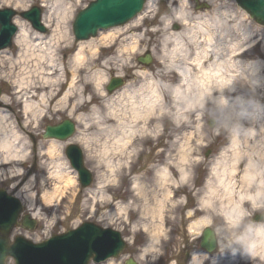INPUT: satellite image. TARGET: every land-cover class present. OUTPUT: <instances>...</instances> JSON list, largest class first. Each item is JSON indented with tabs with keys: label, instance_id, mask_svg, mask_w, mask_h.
Wrapping results in <instances>:
<instances>
[{
	"label": "rangeland",
	"instance_id": "obj_1",
	"mask_svg": "<svg viewBox=\"0 0 264 264\" xmlns=\"http://www.w3.org/2000/svg\"><path fill=\"white\" fill-rule=\"evenodd\" d=\"M89 1L91 0H72V15L61 24L62 29L66 28L68 32L56 46V61L62 65L58 77L61 85H54V95L49 97L42 115H23L22 104L15 100L11 83L19 76L20 65L17 69H10L18 45L13 42L11 47L2 49L6 50V55L0 58V99L6 100L7 110L10 112V118L4 124L8 129L18 131L17 142L23 145L26 151L22 157L6 167V170L0 171V188L17 196L23 204V214L29 213L37 222L31 231L12 228L9 237L12 239L21 233L20 235L31 241L39 242L84 221L118 230L127 243L126 248L117 258L99 264H124L130 257L138 264H188L194 254L199 256L202 253L199 237L204 228L212 229L217 240L216 248L208 257L228 256L233 251H239L238 239L241 235L248 234L253 225H257L253 224L254 222L264 224V221H251L254 214L264 213V188L257 194V181L250 189L249 193L255 196L257 204L245 205L243 218L238 225L225 222L221 213L224 206H221L219 199H212L213 204L209 205L211 207L202 205V199L207 197L209 191L207 185L212 179L211 170L218 164L222 150L229 147L232 139L230 126L223 122L217 105L209 99H204L202 104L192 108L188 119L174 113H164L161 118L155 113L151 116L147 131L132 137L135 151L129 159L113 151V147H116L114 137L120 135V130L116 126V120L110 117L109 109L111 106L113 110L121 108L124 119H129V113H124L127 94L141 86L145 89L143 84L147 80L143 77V72L157 77L165 60V48L162 47L164 36L179 33L182 41L189 45V38L196 35V27L204 19L211 21L222 15L228 18L227 26L230 29L220 35V39L223 37L220 42L223 44L231 39L236 32L234 26L237 34L242 37H245L246 29H250L253 42L240 60L260 64L255 74L250 75L248 72L247 76L240 75L234 80L237 90L229 96H244L243 107L238 108L235 114L244 111L245 119L242 125L236 116L231 120L237 123L236 134L239 136L245 134L248 129L259 131L261 136H264V127L259 128V117L264 115V26L250 19L233 0H214L212 3L209 0H198V5L203 1L209 6H200L198 9L194 0H184L183 11L187 14L185 23L173 20V12L178 6L177 0H157L152 8L145 10L146 1L140 19L120 26L121 29L111 41H100L109 29L100 31L91 38L90 41L96 43L94 53L88 52L90 41H81L85 44L86 59L82 64L75 65L72 57L81 42L74 41L71 23L76 12ZM14 2L15 0H0V7L13 8L20 12L40 4L39 0H23V4ZM41 10L44 23V8L41 7ZM14 22L18 28L19 25L24 27L31 38L36 34L51 36L56 23L52 22L46 33H39L19 16L14 18ZM217 32L222 33L220 29ZM199 35L201 34H197ZM246 40H249V37ZM132 41L136 42V48L133 51L121 52L122 48ZM245 42L241 44L244 49L249 47ZM144 52H149L152 57L147 65L136 61V57ZM7 72H10V77L5 75ZM72 72H75L76 77L74 93L71 100L64 103L61 99L72 78ZM97 73L105 76L100 85H96ZM112 76H123L126 80L121 89L108 95L105 85ZM134 95L137 97L138 93ZM95 116H99V121L111 129L100 127ZM65 118L75 122L74 134L65 141L55 140L56 150L49 154L47 149L54 140L42 139V130L45 125L55 124ZM210 119L214 121L212 126L208 125ZM142 124L141 121L138 125ZM32 138L38 139L36 148L33 147ZM70 143L82 149L84 165L93 176L91 184L86 188L79 186L76 172L64 154L65 147ZM182 147L189 148L187 152L190 162L182 166L188 171L185 179H181L177 171L179 165H182ZM253 155L256 169L259 171L258 178L264 180V153L262 156ZM230 158L227 157L228 162ZM108 159L116 166L118 161L123 164L116 167L115 173H111L104 165V161ZM126 160L127 163L124 164L123 161ZM162 167L168 168L172 174L167 187H161L157 183L158 172ZM244 167L242 164L241 169ZM57 171L70 173L74 182L67 187L58 184L55 175ZM56 186L59 187L60 195L55 200L48 201L44 197L45 193L52 191ZM167 190L168 194L163 197ZM237 190L238 188L235 190V197ZM29 195L33 198L31 203L27 200ZM160 199L163 206L158 213L155 207ZM225 206L228 208L227 204ZM202 218H208L209 223L197 226L196 223ZM154 236L157 240L151 243ZM151 244L153 245L150 246ZM7 264H13L12 260H8ZM203 264H209V261L205 259Z\"/></svg>",
	"mask_w": 264,
	"mask_h": 264
},
{
	"label": "bare ground",
	"instance_id": "obj_2",
	"mask_svg": "<svg viewBox=\"0 0 264 264\" xmlns=\"http://www.w3.org/2000/svg\"><path fill=\"white\" fill-rule=\"evenodd\" d=\"M9 1L11 0H6V2ZM39 1L40 6L44 8L43 21L46 27H49L52 22L56 21L51 36L46 37L45 35L36 34L35 37L31 38L24 27H20L19 25V31L15 37L18 49L15 57L11 60L10 66L12 70L17 69V66L20 65L19 76L11 82L13 85L12 94L15 100L22 104V113L27 117H37V114L38 116L42 115L49 97L54 95V85H61L58 77H60L62 65L56 61V46L68 34L66 28L62 29L61 24L65 23L72 15L73 6L72 0ZM177 1L178 6L173 12V20L185 23L187 21V14L183 11L184 0ZM212 1L214 0H209L210 3ZM156 2L157 0H147L145 10L152 8ZM14 4H23V0H15ZM141 14L135 17L132 22L139 20ZM227 19V17L222 15L218 19L211 21L204 19L196 27L200 31L196 29V35L189 38V45H186L182 41L179 33L164 36L162 38V47L165 48V60L159 73H157V77L154 78L150 74L143 72V77L147 80L143 84L145 85V89L141 86L132 91V93L127 94V106L124 113H129V119H124L121 108L113 110L112 106L109 109V115L116 120V126L120 130V135L114 137L113 142L116 147H113V151L129 159L135 151L132 137L147 131V126L152 120L151 116L155 113L161 118H163L164 113L169 115L170 113H174V115L185 116L188 119L192 108L197 104H202L204 99H209L217 105L220 115L223 117V122L230 126L232 139L229 147L222 150L218 164L211 170L212 179H210L207 185L209 191H207V197L202 199L201 203L204 206L211 207L209 205L213 204L212 199H219L221 206H224L221 213L225 222L230 225H238L243 218L245 205L247 203L252 206L257 204L255 196L249 193L250 189L257 181L259 182L257 194L261 188H264V180L261 177L258 178L259 171L256 169L257 164L254 162L253 155L262 156L264 153V136H261L259 131L254 132L252 129L246 130L245 134L239 136L236 134V130L238 129L237 123L231 120L233 116H236L242 125L244 124L242 121L245 119L244 111L240 114H235L238 108L241 109L243 107L244 96L230 97L237 90L234 80L240 75L247 76L248 72L250 75L255 74L259 70L260 64L246 63L244 60H240L245 50L250 48L253 42L251 37L252 31L250 29H246L244 33L245 37H242L237 34L238 31L236 26H234V31L236 32L231 39L223 44L220 42L223 38L221 37L220 39V35L230 29L227 26ZM120 29L121 27L109 29L100 41L103 43L111 41ZM218 29L222 33L217 32ZM197 34L201 35L197 36ZM248 37L249 40H246ZM90 40L91 38L87 42ZM90 42L88 43L90 44L88 45V52L92 54L96 51V43ZM243 42L247 45L249 44V47L244 49L241 46ZM135 44V41L130 42L127 47L122 48L121 52L124 53L126 50L133 51L136 48ZM84 46V42H81L72 57V62L75 65L82 64L86 59ZM168 47H171V49H167ZM5 55L6 50H1L0 58ZM5 75L9 76L10 72L5 73ZM71 76L72 78L68 82L67 89L64 91L61 99L64 103L69 102L74 93L76 83L75 72H72ZM104 77V74L97 73L95 78L96 85H100ZM162 79H165V81H162ZM135 93H138L137 97L134 95ZM166 101H169V103H166ZM0 106L2 107L0 109L1 171L6 170V167L14 163L17 158L22 157L26 148L17 142L19 138L18 131H13L11 128L8 129V126L4 124L10 118L8 116L10 112L7 110L8 105L5 99H0ZM76 109L77 107L74 108V110ZM245 117L248 118L247 116ZM95 118L99 121V116H95ZM141 121L143 124L138 125ZM84 123L86 124V122ZM97 123L103 129L105 127L111 129L110 126H105L101 121ZM263 127L264 115H260L259 128L263 129ZM51 140L54 141L51 142L47 149L49 154L53 150H56V141L55 139ZM244 144L247 145L245 146ZM183 149L184 147L181 148V151ZM187 149L189 148L186 147L182 152L180 157L182 165H179V168H181L177 169L181 179L187 178L188 174L186 168H182V166H186L190 162ZM228 156L231 157L230 162L227 161ZM123 162L126 164L127 160ZM121 164L123 163L118 161V166H116L110 159L104 161L105 167L111 173H115L116 167L118 168ZM242 164L245 167L241 169ZM55 175L58 184H62L64 187L74 182V177L68 172L62 173L57 171ZM171 177L172 174L168 168L162 167L158 172L157 183L161 187H165ZM105 180L106 178L103 181ZM138 188L139 186H137ZM236 188H238L237 197L234 195ZM60 193L59 187L56 186L52 191L46 192L44 197L48 201L55 200ZM167 194L168 190L163 197H166ZM27 200L31 203L33 198L29 195L27 196ZM225 204L228 205V208H226ZM162 206L163 202L160 199L155 207L158 213L162 209ZM207 223H209L208 218H202L196 224L197 226H201ZM253 224L257 225H253L248 234L245 233L238 239L239 251H233L228 256L208 257V254L205 252L206 250H204L199 256L194 254L189 264H203L205 259L209 261V264H238L239 262L264 264V224L259 225V223L255 222ZM156 240L157 238L154 236L151 243L156 242ZM108 264L113 263L109 262Z\"/></svg>",
	"mask_w": 264,
	"mask_h": 264
},
{
	"label": "water",
	"instance_id": "obj_3",
	"mask_svg": "<svg viewBox=\"0 0 264 264\" xmlns=\"http://www.w3.org/2000/svg\"><path fill=\"white\" fill-rule=\"evenodd\" d=\"M236 5L244 10L256 23L264 25V0H234ZM144 0H93L80 10L72 24L75 40L88 39L94 36L98 29H107L122 25L133 18L143 6ZM16 12L10 8L0 9V48L10 46L11 37L16 31L11 23ZM28 20L32 27L40 32L45 28L40 23V10L32 7L29 11L19 14ZM151 61L148 54L138 58V62L147 65ZM123 81L118 77L110 79L106 91L111 93L120 87ZM213 121H209L212 126ZM74 132V123L64 119L54 125H46L43 138L66 140ZM65 155L71 167L77 172L78 182L82 188L87 187L92 180L90 172L84 167L82 152L78 146L69 144ZM22 204L17 197L0 189V264H5L7 258H12L14 264H87L95 263L109 257H118L125 243L120 233L111 228L101 227L92 222H82L77 228L54 235L47 240L33 243L22 236H16L9 242L8 234L14 226L32 230L36 221L29 215H24L18 221ZM253 221H264V214H257ZM200 246L206 251H212L216 246L214 232L210 228L202 231ZM125 264H137L131 258Z\"/></svg>",
	"mask_w": 264,
	"mask_h": 264
},
{
	"label": "flooded vegetation",
	"instance_id": "obj_4",
	"mask_svg": "<svg viewBox=\"0 0 264 264\" xmlns=\"http://www.w3.org/2000/svg\"><path fill=\"white\" fill-rule=\"evenodd\" d=\"M125 79V78H124ZM126 80V79H125ZM38 140V139H37ZM34 144L36 145V141L34 142Z\"/></svg>",
	"mask_w": 264,
	"mask_h": 264
},
{
	"label": "clouds",
	"instance_id": "obj_5",
	"mask_svg": "<svg viewBox=\"0 0 264 264\" xmlns=\"http://www.w3.org/2000/svg\"><path fill=\"white\" fill-rule=\"evenodd\" d=\"M253 254H255V253H253Z\"/></svg>",
	"mask_w": 264,
	"mask_h": 264
}]
</instances>
